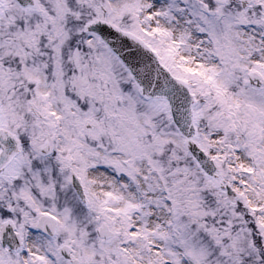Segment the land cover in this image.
I'll list each match as a JSON object with an SVG mask.
<instances>
[{
    "label": "snow or ice",
    "instance_id": "6c2138e0",
    "mask_svg": "<svg viewBox=\"0 0 264 264\" xmlns=\"http://www.w3.org/2000/svg\"><path fill=\"white\" fill-rule=\"evenodd\" d=\"M0 264H264V0H0Z\"/></svg>",
    "mask_w": 264,
    "mask_h": 264
}]
</instances>
